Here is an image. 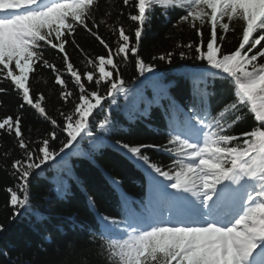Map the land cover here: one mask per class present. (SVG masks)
I'll return each instance as SVG.
<instances>
[{"label": "snow or ice", "instance_id": "obj_1", "mask_svg": "<svg viewBox=\"0 0 264 264\" xmlns=\"http://www.w3.org/2000/svg\"><path fill=\"white\" fill-rule=\"evenodd\" d=\"M101 3L0 0V80H10L19 92L23 101L20 109L30 106L52 128L36 148L22 132V112L0 118V130L14 134L23 153L22 159L12 164V175L18 182L6 189L9 206L14 209L11 219L26 214L37 223L47 219L41 206L32 203L30 178L43 177L57 157L63 160L61 154L66 150H74L86 138L95 139L93 126L101 132L110 129V109L117 103L116 96L123 93L128 99L121 64L127 65L131 57L139 76L155 72L157 64L146 63L139 54L142 37L151 30L157 9L167 20L171 19L170 12L179 11L173 26L187 23L199 38V42L176 45L183 49L178 53L181 60L200 62L185 74L189 99L181 104L168 91L175 82H161L151 100L141 101L144 108L129 114L132 120L147 117L153 105L164 107L160 101H168L164 107L167 143L114 142L126 158L151 177L152 191L138 207H132L127 193H123L120 217L100 212L94 197L88 196L97 223L88 230L89 240L101 241L99 254L107 264H264V0H122L126 8L135 9L134 13L129 11L128 19L137 26L108 25L117 34L115 47L98 31L110 16L105 7L97 21ZM119 15H124L123 11ZM81 28L106 49L105 55L88 58L92 70L83 73L66 50L71 43L83 52L75 39ZM237 28L238 46L226 49L227 34ZM48 49L62 54L63 69L45 58ZM174 54L161 53L152 61L171 64ZM38 65L54 72L64 104L74 96L65 75L78 88L79 102L70 112H59L62 125L48 114L42 103L45 96L32 89L30 74ZM217 79L230 83L233 99L213 113L209 97L215 93L209 92L208 86L210 80L214 83ZM92 83L95 90L87 87ZM102 84H107L106 92L101 91ZM3 92L6 89L0 88ZM104 101H109L107 108ZM94 112L105 115L97 121ZM248 115L253 118L250 130L232 134ZM59 134L65 139L60 140ZM56 141L58 149L53 146ZM146 149L174 157L167 170L153 162ZM56 180L54 190L65 195L67 184L59 177ZM110 182L119 189L121 181L110 178ZM3 231L5 225L0 224ZM45 239L50 242L51 235ZM39 247L44 250L43 245ZM0 253L10 258L7 250Z\"/></svg>", "mask_w": 264, "mask_h": 264}, {"label": "trees", "instance_id": "obj_2", "mask_svg": "<svg viewBox=\"0 0 264 264\" xmlns=\"http://www.w3.org/2000/svg\"><path fill=\"white\" fill-rule=\"evenodd\" d=\"M108 7L110 16L106 17L107 23H101L99 34L115 47L117 34L108 25L116 24L118 27L123 23L125 27L135 29L137 26L128 19L129 11L135 9L126 8L122 0H102L101 11L97 13V21L103 14V9ZM123 11L124 15L120 16ZM170 20L160 15L157 9L152 19L151 30L147 32L141 40L139 49L140 56L146 63H156L157 69L153 73H145L139 76L134 59L130 57L127 65L121 64V74L128 82V99L123 93L116 96L117 103L112 105L110 116L113 124L107 132H101L93 126L95 139L86 138L80 142L74 150H66L61 154L63 160L57 157V162H52L43 177L33 175L30 178L31 195L33 205L41 206L47 219L42 223H37L31 215H22L15 221L11 219L14 209L9 206L8 187H15L17 178L12 175V164L16 159H22L23 153L20 149L14 134H8L0 130V224L5 225V231L0 232V250H7L10 258H6L0 253V264H107V261L99 254L100 240L91 242L89 240V228L96 223L94 212L89 209L88 196L95 199L96 208L100 212L113 216H121V195L114 189L110 178L121 181L119 188L129 194L130 199H135L129 204L138 207L146 201L144 191L146 179L149 177L144 170L139 168L135 162L126 158L120 149L114 146L117 140L130 144L167 143V127L164 107L167 100H161V106L153 105L151 113L147 117L130 119L129 114L144 108V99L151 100L156 94V86L163 82L174 81L175 85L168 91L181 104L189 99L190 86L185 74L198 61L181 60L177 43L186 44L188 41L199 42L196 31L189 27L187 23L174 27L181 15L179 11L170 12ZM119 17V19H118ZM91 26V25H90ZM96 31V29H94ZM236 32L227 34L224 47L234 50L238 46V35ZM207 38L208 30H204ZM75 39L83 49L81 52L74 45L69 43L66 50L74 66L83 73L85 70L91 71L88 65V58H95L106 54V49L93 36L82 28L77 29ZM134 39V36H133ZM173 51L175 54L172 63L163 61H152L153 56L161 53ZM45 58L56 63L57 67L63 69L62 54L54 49L45 52ZM193 55L195 53L193 52ZM264 62V61H262ZM155 73L160 74L156 76ZM115 75V74H114ZM158 77L160 79H158ZM68 87L74 92V96L64 104L60 98L61 87L55 83L54 72L46 67L37 66L34 73L30 74V84L35 93H42L45 101L42 102L48 114L63 124V118L59 112H70L78 103L79 91L72 83L70 77L65 75ZM89 90H95L96 85H87ZM107 84L100 86L102 92L107 91ZM0 88L6 92L0 93V118L12 115L15 117L22 112V132L24 137L32 142L31 147L38 148L39 140L46 137L52 130L50 124L45 121L33 108L25 105L23 109L19 105L23 103L20 94L15 90L9 80H0ZM209 92L215 95L209 97L212 111L217 112L225 104L233 99V89L229 82L210 80ZM109 101H104L107 108ZM97 121L105 115L104 112H94ZM90 121L92 117L89 118ZM253 118L248 115L245 120L237 124L232 130V134H239L250 130ZM60 140L65 139L63 134H59ZM57 149L60 147L59 141L53 142ZM153 162H158L165 167L171 165L172 159L167 153L152 149L144 150ZM7 153V155H5ZM59 177L67 184V193L58 195L54 190L57 185L56 178ZM51 235V241H46L45 237ZM71 243V246H70ZM43 245L44 250L39 247Z\"/></svg>", "mask_w": 264, "mask_h": 264}]
</instances>
